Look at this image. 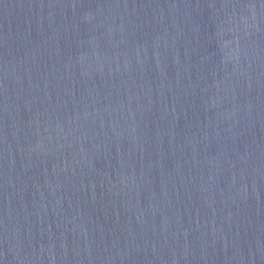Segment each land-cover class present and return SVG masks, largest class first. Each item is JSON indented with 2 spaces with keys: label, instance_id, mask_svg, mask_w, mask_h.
I'll use <instances>...</instances> for the list:
<instances>
[{
  "label": "water",
  "instance_id": "water-1",
  "mask_svg": "<svg viewBox=\"0 0 264 264\" xmlns=\"http://www.w3.org/2000/svg\"><path fill=\"white\" fill-rule=\"evenodd\" d=\"M0 264H264V0H0Z\"/></svg>",
  "mask_w": 264,
  "mask_h": 264
}]
</instances>
